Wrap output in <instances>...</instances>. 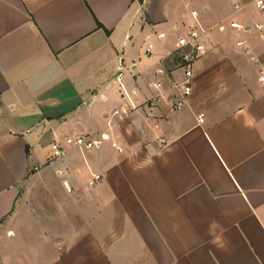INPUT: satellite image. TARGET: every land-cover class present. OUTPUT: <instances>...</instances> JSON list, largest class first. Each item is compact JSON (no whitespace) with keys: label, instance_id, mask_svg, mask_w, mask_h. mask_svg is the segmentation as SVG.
Masks as SVG:
<instances>
[{"label":"crops","instance_id":"0c3cea01","mask_svg":"<svg viewBox=\"0 0 264 264\" xmlns=\"http://www.w3.org/2000/svg\"><path fill=\"white\" fill-rule=\"evenodd\" d=\"M232 23L264 13L0 0V264H264L263 44ZM190 26L208 51L177 110Z\"/></svg>","mask_w":264,"mask_h":264},{"label":"built area","instance_id":"2783aa9c","mask_svg":"<svg viewBox=\"0 0 264 264\" xmlns=\"http://www.w3.org/2000/svg\"><path fill=\"white\" fill-rule=\"evenodd\" d=\"M236 8L239 6L236 5ZM256 8L264 13V0H256ZM193 15L196 16V13L193 12ZM231 28L235 30H240L247 35L255 34L263 44V55H264V24L258 23L253 27L250 26H241L237 23H232ZM204 34L203 28L201 26H190L189 31L184 36L180 37L178 40L179 50L183 51L182 65L181 68L184 71V76L182 81L176 82L173 81L169 88L173 91H176L172 96L168 98V102L173 106L174 109H181L188 97L192 92V82L194 78V67L197 60L202 58L207 54V48L203 43L201 37ZM244 42H239V46H244ZM246 49V48H245ZM147 53L152 52V46L148 45ZM252 59H255L254 57ZM122 76V73L119 74L118 78ZM156 88H164V84L158 83L155 85ZM101 141L93 140L88 136H73L65 139L64 145L67 147L75 148H85L91 149L93 147L99 146ZM53 156L61 157L65 154V147L60 143L53 144ZM99 177H97L98 179Z\"/></svg>","mask_w":264,"mask_h":264},{"label":"rangeland","instance_id":"374dc122","mask_svg":"<svg viewBox=\"0 0 264 264\" xmlns=\"http://www.w3.org/2000/svg\"><path fill=\"white\" fill-rule=\"evenodd\" d=\"M178 51H180V50H178ZM181 52H183V51H181ZM179 53V56H180V58H181V56H183L184 54L183 53Z\"/></svg>","mask_w":264,"mask_h":264}]
</instances>
